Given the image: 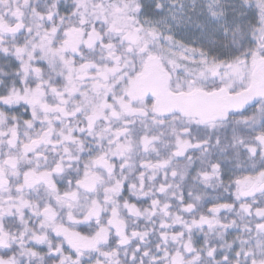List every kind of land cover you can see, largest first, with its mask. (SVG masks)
Segmentation results:
<instances>
[{"label":"snow or ice","instance_id":"snow-or-ice-1","mask_svg":"<svg viewBox=\"0 0 264 264\" xmlns=\"http://www.w3.org/2000/svg\"><path fill=\"white\" fill-rule=\"evenodd\" d=\"M0 264H264V0H0Z\"/></svg>","mask_w":264,"mask_h":264}]
</instances>
